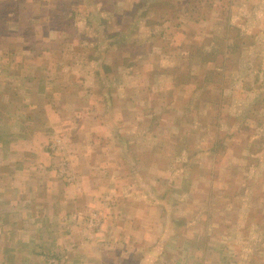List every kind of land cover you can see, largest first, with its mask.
<instances>
[{
	"label": "rangeland",
	"instance_id": "obj_1",
	"mask_svg": "<svg viewBox=\"0 0 264 264\" xmlns=\"http://www.w3.org/2000/svg\"><path fill=\"white\" fill-rule=\"evenodd\" d=\"M0 10L14 70L50 71V109H33L28 126L22 103L5 101L0 181L72 186L90 177L96 188L73 191L69 207L102 231L108 211L122 207L130 227L147 231L144 244L154 241L139 264H264V0H8ZM198 44L217 60L195 57L199 78L174 86L172 70H186ZM222 47L235 48L225 68ZM11 195L14 209L34 197ZM7 209L0 204L14 218L0 222V264L16 263V243L29 259L47 250L44 264H71L66 247L81 233L57 240L46 230L55 221L29 208L24 222L22 210Z\"/></svg>",
	"mask_w": 264,
	"mask_h": 264
},
{
	"label": "crops",
	"instance_id": "obj_2",
	"mask_svg": "<svg viewBox=\"0 0 264 264\" xmlns=\"http://www.w3.org/2000/svg\"><path fill=\"white\" fill-rule=\"evenodd\" d=\"M10 1V0H9ZM8 0H0V9L3 8V6H7ZM1 11V10H0ZM10 14V13H9ZM56 33L61 34L62 31L57 29L54 30ZM4 46L2 44V40L0 38V64L2 59L6 58L8 60L7 64L12 66L10 69L7 68V71L0 70V113L1 110H4L7 108V103L9 102L10 106L13 103H20L23 106V110H26L24 115L25 117L19 118L20 123H25L26 126L30 124V117L32 114V110H40L43 111L50 109L49 101L47 100L48 95L50 94V87L49 85V70H47L46 73L40 74L38 73H30V71L27 73L21 72L20 70H14V67H16V63L14 61V58L12 57L13 54L9 53L5 55L6 51H4ZM44 53V52H43ZM39 56H42L41 54ZM21 62V61H20ZM13 68V69H12ZM42 70L45 68L41 67ZM36 70V69H35ZM43 72V71H42ZM37 76V77H36ZM36 85L33 83L36 82ZM20 81V82H19ZM20 88L17 87V85ZM36 88V89H35ZM17 94V97H20V99H17V101L13 99V95ZM8 95V96H7ZM42 100L40 103L36 102ZM48 111V110H47ZM0 120H1V114H0ZM47 124V123H45ZM42 133V132H41ZM31 136V135H28ZM16 154V153H15ZM32 156V154H31ZM14 170L11 172L15 174V172H18V168L13 167ZM45 178L42 181H35V182H17V181H0V204L7 205L11 209H7L2 214L6 213L7 215H16L17 210H22L24 213V222H27L28 220L25 218L26 216H29L32 209V214L36 216L35 220H47L48 221H55L60 226L57 228H51L50 226H46V230L50 233H53V238L57 239H63L65 242L67 240L76 239L75 247L72 244L67 245V250H72L69 253L71 264H86V263H95V264H139L140 262L144 261L147 257V249L150 247H153L152 251L154 254V241H151V245L144 244V237L147 234V231L145 230L144 226L140 225H134V227H130L128 223L133 224L132 217L130 218L126 212H124L123 208L121 207L120 210L116 211L115 213L108 211V225L105 226V228L102 230L94 229L92 228L93 223L92 220H84L85 222L84 227L81 219L82 210L75 209V207H69L72 206V203H74L77 199H75V195L72 196L73 191H81L85 189H95V185L93 184V181L90 177L88 179H85V182L73 184L72 186H69L67 184H61L56 183L53 184L50 181H44ZM89 180V181H88ZM32 191V192H30ZM24 192V193H23ZM37 192V193H36ZM30 193L34 194V197H28ZM80 192H77V194ZM11 194H17V196H22V198H27L25 200V203L21 206V208H13L12 202L17 199L14 195ZM4 197L1 200V197ZM31 196V195H30ZM77 197H80V194L77 195ZM33 202L31 205L28 206L27 202L29 203ZM30 202V203H31ZM34 206V209H33ZM30 208V209H29ZM45 208V209H44ZM44 210V211H43ZM38 215H40V218H37ZM49 216V217H48ZM43 217V218H41ZM93 219V218H91ZM14 218H8L4 215H0V222H10L13 221ZM14 222V221H13ZM106 222V220H105ZM67 224V227H65V224ZM81 224V229H80ZM91 224V226H90ZM48 227V228H47ZM83 227V228H82ZM41 229L43 230V226H41ZM20 231L24 232L25 229H19ZM10 232V231H9ZM28 233V231H26ZM78 233H81L80 236H78ZM4 234L3 236H5ZM10 237H16L20 236L19 231L16 230V232H13ZM28 234H26L27 236ZM45 237V233H41V237ZM98 235L102 237L103 240L97 239ZM25 236V234H24ZM71 236H78L77 238H71ZM93 237V238H92ZM91 240H86L90 239ZM63 240H60V242L51 245L50 247L56 248L59 246L61 249L62 244L65 242ZM82 244V245H80ZM89 244V245H88ZM107 244V245H106ZM26 246V245H24ZM87 246V247H85ZM102 246H105L107 251H101ZM149 246V247H148ZM79 254L75 255V258H73V255L76 254V252H79ZM38 252V251H37ZM35 254L38 258H28L30 257V254L32 253V250H29L26 247H17L16 243V249L12 251V253L15 254V264H21L25 263L24 261H21V256L24 255L25 258H27V264H44L43 259L41 258L40 253H47V250H44L40 253ZM158 253V259L156 260L157 263H159L160 259V253L159 250ZM89 256V257H87ZM13 257V256H11ZM40 257V258H39ZM24 258V257H22ZM19 259V260H18ZM47 259V258H46ZM77 260H81L83 263L77 262ZM108 260V261H107ZM66 263V261H65ZM154 264V262L152 263Z\"/></svg>",
	"mask_w": 264,
	"mask_h": 264
},
{
	"label": "trees",
	"instance_id": "obj_3",
	"mask_svg": "<svg viewBox=\"0 0 264 264\" xmlns=\"http://www.w3.org/2000/svg\"><path fill=\"white\" fill-rule=\"evenodd\" d=\"M145 13H146V11H144L142 13V16H144ZM3 18L6 19V17H4V14H1L0 13V26L3 25L2 24V20H4ZM67 18H64V22H66V21H68L70 19V17H69V19H67ZM115 36H117V35L116 34H112V35L109 36V38H114ZM233 49H235V48L234 47H232V48L229 47V49L225 50V48L222 47V48L218 49V52H219V55H220V60L223 59L221 61L222 68H225V64H226L227 60L229 61L231 59V55H232V53H234V52H232ZM210 51L211 52H208V50L203 49V47L198 44L197 49H196V52L191 51L189 54H187L186 57L189 59V63L187 64V66H188L187 69L186 70H183L182 73H178L181 70V67L180 66L179 67H176V68H174L172 70V72H174V73H172L173 74V80H174V86H177V87L178 86H182V85H184L186 83H189L194 78H199L198 77V73L196 74V73L193 72L190 64L194 62L193 60L197 56L200 57V60H201L200 61V64H202V65H207L208 66V63L216 61L217 60V54L218 53H215V49H212ZM203 69L204 68H202V70ZM206 69L205 70H206L207 73H209V71L211 70V68H206ZM213 70H215V69H212V71ZM222 71H223L222 69H219V71H217L218 72L217 74L222 73ZM208 78H212V75L209 76ZM198 86L199 87H196V90L199 89V88H201L202 85L200 84ZM226 97L227 96H225V98ZM221 101H222V99H221Z\"/></svg>",
	"mask_w": 264,
	"mask_h": 264
},
{
	"label": "built area",
	"instance_id": "obj_4",
	"mask_svg": "<svg viewBox=\"0 0 264 264\" xmlns=\"http://www.w3.org/2000/svg\"><path fill=\"white\" fill-rule=\"evenodd\" d=\"M49 264H59L57 259L54 258H51L50 261H49Z\"/></svg>",
	"mask_w": 264,
	"mask_h": 264
}]
</instances>
